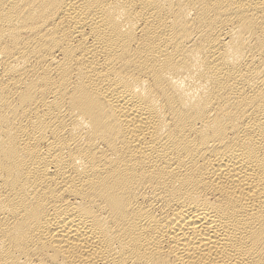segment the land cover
Masks as SVG:
<instances>
[{"label":"bare ground","instance_id":"6f19581e","mask_svg":"<svg viewBox=\"0 0 264 264\" xmlns=\"http://www.w3.org/2000/svg\"><path fill=\"white\" fill-rule=\"evenodd\" d=\"M0 264H264V0H0Z\"/></svg>","mask_w":264,"mask_h":264}]
</instances>
